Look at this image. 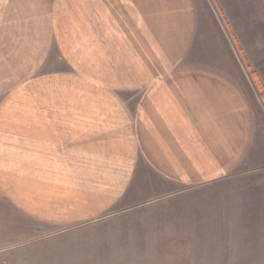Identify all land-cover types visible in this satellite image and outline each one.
Wrapping results in <instances>:
<instances>
[{
	"label": "crops",
	"instance_id": "obj_1",
	"mask_svg": "<svg viewBox=\"0 0 264 264\" xmlns=\"http://www.w3.org/2000/svg\"><path fill=\"white\" fill-rule=\"evenodd\" d=\"M144 1L0 0V264H45L26 251L45 248L46 233L72 232L137 200L141 167L149 164L171 183L179 181L180 157L187 160L182 168H193L194 83L161 87L126 77L132 66L125 58L140 55L146 33ZM41 41L59 44L67 55L78 54L77 42H93L90 80L75 77L82 64L70 65V76L40 74L42 64L28 58L39 56ZM114 56L123 63L114 64ZM7 72L32 75L4 80ZM147 85L136 98L123 95ZM210 88L200 95L208 105ZM219 88L220 105H248L243 81L235 77Z\"/></svg>",
	"mask_w": 264,
	"mask_h": 264
},
{
	"label": "rangeland",
	"instance_id": "obj_2",
	"mask_svg": "<svg viewBox=\"0 0 264 264\" xmlns=\"http://www.w3.org/2000/svg\"><path fill=\"white\" fill-rule=\"evenodd\" d=\"M141 11L146 33L140 55L125 58L132 66L126 77L161 87L194 83L193 168H182L187 160L180 157L179 181L171 183L149 164L141 167L132 195L139 201L72 232L46 233L45 248L33 246L27 255L45 264H264V0H145ZM39 43V56L28 60L42 64L40 74L70 76V65L82 64L75 77L90 80L93 42H77L75 55L60 54L55 42ZM122 63L114 56V64ZM97 74L106 80L107 73ZM2 75L21 81L32 74ZM235 77L249 90L248 105H220L219 82ZM149 85L123 95L136 98ZM209 86L210 105L200 96Z\"/></svg>",
	"mask_w": 264,
	"mask_h": 264
},
{
	"label": "trees",
	"instance_id": "obj_3",
	"mask_svg": "<svg viewBox=\"0 0 264 264\" xmlns=\"http://www.w3.org/2000/svg\"><path fill=\"white\" fill-rule=\"evenodd\" d=\"M256 84H257V85L259 84V82H258L257 79H256ZM258 87H259V88L261 87L260 84L258 85ZM261 97H262V100L264 101V93L261 94Z\"/></svg>",
	"mask_w": 264,
	"mask_h": 264
}]
</instances>
